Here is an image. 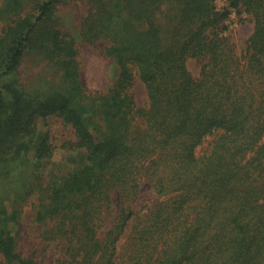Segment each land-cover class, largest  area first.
Here are the masks:
<instances>
[{
	"label": "trees",
	"instance_id": "obj_1",
	"mask_svg": "<svg viewBox=\"0 0 264 264\" xmlns=\"http://www.w3.org/2000/svg\"><path fill=\"white\" fill-rule=\"evenodd\" d=\"M215 1L0 0L6 262L40 264L17 249L25 204L42 243L63 244L57 264H264V0ZM65 6L115 65L105 93L82 84ZM241 10L238 53L226 22Z\"/></svg>",
	"mask_w": 264,
	"mask_h": 264
},
{
	"label": "rangeland",
	"instance_id": "obj_2",
	"mask_svg": "<svg viewBox=\"0 0 264 264\" xmlns=\"http://www.w3.org/2000/svg\"><path fill=\"white\" fill-rule=\"evenodd\" d=\"M216 7L223 9L227 7V0H216ZM74 7H62L60 15L62 21L67 25L71 35L75 38L79 49V60L81 62L82 72L81 80L84 88L87 91H101L107 92L111 87L113 81L116 78V68L114 63L103 56L100 46H85L81 43L77 34L78 22L76 20L77 13ZM228 25L227 34L231 37L236 46V50L240 53L246 44L247 39L253 32V21L249 14L243 10L240 12H233L226 22ZM188 68L193 75H197L199 72V64L195 62H189ZM136 101L139 106H143L147 103L145 89L141 83H137L133 87ZM49 126L52 130V137L54 144L58 147L65 139L64 135L67 134L64 128L61 127L58 121L49 120ZM48 129V128H47ZM40 131L45 133L47 130L40 125ZM64 162V151L60 148L56 150L55 156L51 161H47L44 165L43 172L47 174L51 170L52 162ZM2 192V186H0V193ZM20 205H18L19 207ZM22 218L21 226L18 232L17 249L20 255L26 259H33L40 264H57V257L63 256V244L61 242L44 244L41 241V230L38 225L33 221V213L25 205L22 204ZM16 227L14 228V230ZM0 264H11L6 262L0 256ZM17 264V263H12Z\"/></svg>",
	"mask_w": 264,
	"mask_h": 264
}]
</instances>
